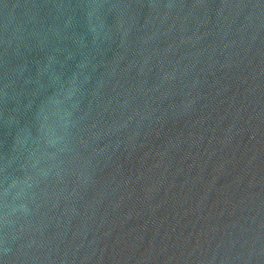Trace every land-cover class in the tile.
Listing matches in <instances>:
<instances>
[{"label":"water","instance_id":"water-1","mask_svg":"<svg viewBox=\"0 0 264 264\" xmlns=\"http://www.w3.org/2000/svg\"><path fill=\"white\" fill-rule=\"evenodd\" d=\"M0 264H264V0H0Z\"/></svg>","mask_w":264,"mask_h":264}]
</instances>
